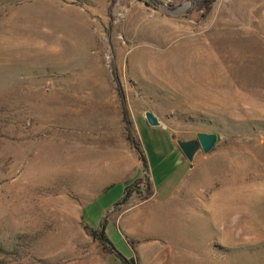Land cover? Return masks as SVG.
<instances>
[{
	"label": "rangeland",
	"instance_id": "1",
	"mask_svg": "<svg viewBox=\"0 0 264 264\" xmlns=\"http://www.w3.org/2000/svg\"><path fill=\"white\" fill-rule=\"evenodd\" d=\"M157 1L111 19L110 0H0V264H122L104 220L136 264H264V0ZM121 98L155 186L181 167L135 115L219 134L168 201L96 186L127 141Z\"/></svg>",
	"mask_w": 264,
	"mask_h": 264
},
{
	"label": "crops",
	"instance_id": "2",
	"mask_svg": "<svg viewBox=\"0 0 264 264\" xmlns=\"http://www.w3.org/2000/svg\"><path fill=\"white\" fill-rule=\"evenodd\" d=\"M135 117H138L140 125L143 127L144 130L147 131L148 141L150 143L152 142L153 144H155L154 141L156 137L157 140L162 139L170 147L168 153L169 158H173L175 162L178 163L181 167L180 173L175 179H173V177L168 173L162 179V182H160L156 186L155 184H153V177L147 168V174L151 182L152 195L147 200L141 201L139 204L134 206V208L139 209L143 205H146L147 202L151 201L159 192L167 199V201L171 199L173 194L175 193L178 194L184 181L187 179L188 175L190 174L191 165L190 162L184 157V155L180 151L176 143V140L173 138L169 130L161 126V124L155 127L150 126L144 117V113L140 115H135L133 117L134 129H135V123H134ZM154 128L160 130L161 133H158L156 135V133L154 132L155 130ZM154 149H156L157 151L153 150V152H151V155L152 157L157 158L159 157V155L157 156L159 149H157L156 147ZM119 153L121 157L119 156L120 159L117 158L115 159L116 161H114V163H116V165H113L111 160L110 162L108 161L109 164L108 167L107 168L105 167V169H103V171H101L97 175L96 186L101 189L100 190L101 192L111 187V185L114 183L122 182L126 187L134 180L141 178L144 173L140 161L138 160L134 150L131 148L130 144L127 141L123 140V142L120 144L119 152L117 154ZM157 161L158 163L160 162V164L162 163L161 160H157ZM138 171H140L139 175H138ZM164 171L165 170H163V172ZM114 206H116V204ZM112 209L113 207L111 208V210ZM127 211H130V208L124 211V213ZM135 213L136 214L146 213V210L144 209L143 211H136ZM122 225L125 230L127 228L126 224L122 223Z\"/></svg>",
	"mask_w": 264,
	"mask_h": 264
},
{
	"label": "trees",
	"instance_id": "3",
	"mask_svg": "<svg viewBox=\"0 0 264 264\" xmlns=\"http://www.w3.org/2000/svg\"><path fill=\"white\" fill-rule=\"evenodd\" d=\"M186 1L190 4V6L185 12V16H187V14H190L192 12H201L202 14L201 16H204L206 13L210 11L212 4L216 0H186ZM116 2L117 0H110V6L108 8V13L111 16V19L113 17V12H114L113 8L115 7ZM146 4L152 7L153 9H157L159 6V3L157 0H147ZM121 108H122V112H121L122 122L125 124V130H126V140L130 144L131 148L134 150L138 160L140 161L142 165V169L145 174L144 181H145L146 187H145L144 193L142 194L139 188V185L142 182V178L134 180L132 183H130L124 188L123 197L121 198L119 202L116 203V206L126 203L129 197L134 192L140 197L141 201L147 200L152 195L151 182L147 175L146 158L140 146V143L138 142V140H135L131 135L132 122L129 119V114L126 109L123 98H121ZM104 223H105V220L103 221V223L101 224L98 230H92V236L95 237L102 245H105L106 247H108L111 250V253L115 254V256L121 261L122 264H136L133 257H130L129 259L124 258L122 255H120V253L116 251V249L113 247V245L111 244V242L105 235ZM84 229L88 230V227L84 226Z\"/></svg>",
	"mask_w": 264,
	"mask_h": 264
},
{
	"label": "water",
	"instance_id": "4",
	"mask_svg": "<svg viewBox=\"0 0 264 264\" xmlns=\"http://www.w3.org/2000/svg\"><path fill=\"white\" fill-rule=\"evenodd\" d=\"M144 117L150 126L155 127L160 125V121L152 112L146 111L144 113ZM218 141L219 134L217 132H199L196 134V138L194 140L177 139L176 143L184 157L191 162L193 156L198 150L207 154L213 150Z\"/></svg>",
	"mask_w": 264,
	"mask_h": 264
}]
</instances>
